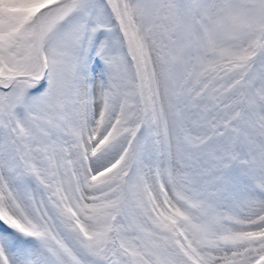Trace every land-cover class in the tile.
Here are the masks:
<instances>
[{"label": "snow or ice", "instance_id": "snow-or-ice-1", "mask_svg": "<svg viewBox=\"0 0 264 264\" xmlns=\"http://www.w3.org/2000/svg\"><path fill=\"white\" fill-rule=\"evenodd\" d=\"M0 264H264V0H0Z\"/></svg>", "mask_w": 264, "mask_h": 264}]
</instances>
